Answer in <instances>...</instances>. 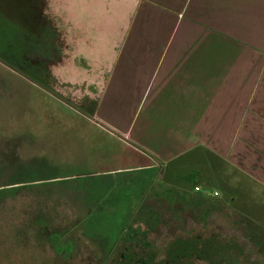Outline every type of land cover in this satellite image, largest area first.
Masks as SVG:
<instances>
[{
	"label": "rangeland",
	"instance_id": "1",
	"mask_svg": "<svg viewBox=\"0 0 264 264\" xmlns=\"http://www.w3.org/2000/svg\"><path fill=\"white\" fill-rule=\"evenodd\" d=\"M128 9L127 0H0V264H118L135 242L130 254L143 258L146 245L165 264L178 240L195 245L177 264H264V212L232 219L211 200L203 223V206L177 187L194 191L201 165L182 170L181 185L161 181L162 163L145 166L132 142L70 103L78 85L56 79L74 78L88 38L122 33ZM215 186L229 195L217 182L199 193Z\"/></svg>",
	"mask_w": 264,
	"mask_h": 264
},
{
	"label": "crops",
	"instance_id": "2",
	"mask_svg": "<svg viewBox=\"0 0 264 264\" xmlns=\"http://www.w3.org/2000/svg\"><path fill=\"white\" fill-rule=\"evenodd\" d=\"M127 1L122 33L88 38L74 78L56 79L78 85L70 103L132 142L145 166L162 163L161 181L201 165L199 190L179 192L253 223L246 215L264 212L253 201L264 192V0ZM210 182L229 195H201Z\"/></svg>",
	"mask_w": 264,
	"mask_h": 264
},
{
	"label": "flooded vegetation",
	"instance_id": "3",
	"mask_svg": "<svg viewBox=\"0 0 264 264\" xmlns=\"http://www.w3.org/2000/svg\"><path fill=\"white\" fill-rule=\"evenodd\" d=\"M51 63V62H50ZM163 192H169V197L171 196L172 200H175L176 198L174 197L172 191H163ZM187 195V194H186ZM189 195V194H188ZM187 197H191L194 198L191 200V202L193 203H197L198 205H202L203 207L199 208L198 210V216L200 218H202V222L204 223V221L207 218L211 217V210H210V206H206L205 202H207V204H209L211 202V199L207 196H203V197H195V195L193 196H188ZM197 200V201H196ZM194 240L190 241H186V240H178V241H174L173 246L170 249V256L171 258H166L164 260L165 264H177L179 261L180 257L183 256H188L190 253V246H192L194 243ZM209 243V242H208ZM138 243H127L126 245H123V249H121L120 255H119V259H118V264H154L155 262V258H153V254L151 252L148 251V248L146 247V245L142 246V253H143V258L137 259V257L133 256L132 254H130L131 249L134 246H138ZM131 247V249H130ZM130 250L128 253L124 252L125 250ZM123 251V252H122ZM182 259V258H180ZM100 261V260H99ZM102 261V260H101ZM104 264V263H103Z\"/></svg>",
	"mask_w": 264,
	"mask_h": 264
},
{
	"label": "trees",
	"instance_id": "4",
	"mask_svg": "<svg viewBox=\"0 0 264 264\" xmlns=\"http://www.w3.org/2000/svg\"><path fill=\"white\" fill-rule=\"evenodd\" d=\"M50 74H51V73H50ZM42 84H43V86H46V87L49 86V85H48V82H47V83H46V82H43ZM196 185H197V182L194 180V181H193V187L196 186ZM171 198H172V197L170 196V199H171ZM196 201H197V200H196Z\"/></svg>",
	"mask_w": 264,
	"mask_h": 264
},
{
	"label": "built area",
	"instance_id": "5",
	"mask_svg": "<svg viewBox=\"0 0 264 264\" xmlns=\"http://www.w3.org/2000/svg\"><path fill=\"white\" fill-rule=\"evenodd\" d=\"M194 189H195V190H199V187H198V186H195V187H194ZM212 194H213V195H216V194H217V192H216V191H214Z\"/></svg>",
	"mask_w": 264,
	"mask_h": 264
}]
</instances>
